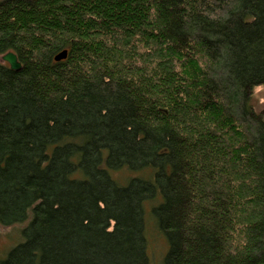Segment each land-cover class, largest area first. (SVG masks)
Masks as SVG:
<instances>
[{
  "label": "trees",
  "instance_id": "1",
  "mask_svg": "<svg viewBox=\"0 0 264 264\" xmlns=\"http://www.w3.org/2000/svg\"><path fill=\"white\" fill-rule=\"evenodd\" d=\"M257 86L264 0H0L1 264H264Z\"/></svg>",
  "mask_w": 264,
  "mask_h": 264
},
{
  "label": "rangeland",
  "instance_id": "2",
  "mask_svg": "<svg viewBox=\"0 0 264 264\" xmlns=\"http://www.w3.org/2000/svg\"><path fill=\"white\" fill-rule=\"evenodd\" d=\"M254 95L251 100V104L255 113H259L264 117V86H257L253 91ZM252 118V117H251ZM248 118V124L253 123L254 119ZM252 120V121H251ZM251 124V123H250ZM248 127V125H246ZM113 178L118 180H124L128 175L124 172L119 174L112 173ZM118 179H116V178ZM148 205V204H147ZM146 205V206H147ZM149 206H152L149 204ZM27 224L16 225L11 227H4L0 225V264L2 260L6 258L8 252L12 247L22 239L21 230L25 228ZM153 219L150 218V207H147L146 213V240H147V251L150 258L151 264H161L163 257L167 253L168 245L166 239H164L158 231L154 228Z\"/></svg>",
  "mask_w": 264,
  "mask_h": 264
},
{
  "label": "water",
  "instance_id": "3",
  "mask_svg": "<svg viewBox=\"0 0 264 264\" xmlns=\"http://www.w3.org/2000/svg\"><path fill=\"white\" fill-rule=\"evenodd\" d=\"M66 57H67V52H64V53L60 54L58 57H56L57 58L56 60L59 62L63 59H66ZM2 60H5L6 62L9 63L10 69L12 71L20 72L21 63L19 62V60H17L16 55H14L13 53H8V54L4 55Z\"/></svg>",
  "mask_w": 264,
  "mask_h": 264
},
{
  "label": "bare ground",
  "instance_id": "4",
  "mask_svg": "<svg viewBox=\"0 0 264 264\" xmlns=\"http://www.w3.org/2000/svg\"><path fill=\"white\" fill-rule=\"evenodd\" d=\"M5 61V60H4ZM6 62V61H5ZM6 63H8V62H6ZM9 64V63H8ZM22 67V66H21ZM253 98V97H252ZM252 100V99H251ZM226 135V133L225 132H217V133H215V135H213V136H211V138H215V139H217V138H221V137H223V136H225ZM257 136V135H256ZM207 159V158H206ZM209 160V159H208ZM211 163H216L218 160H215L213 157L211 158ZM251 165V163L250 164H247V165H244V166H240L239 168H238V170L239 171H242V172H244V171H246V170H248L247 168H248V166H250ZM213 165H211V167H212ZM245 167V168H244ZM238 171V172H239Z\"/></svg>",
  "mask_w": 264,
  "mask_h": 264
}]
</instances>
